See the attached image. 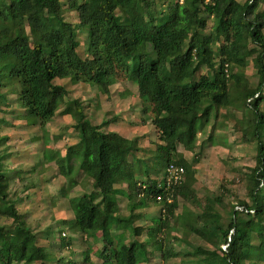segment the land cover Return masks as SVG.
<instances>
[{"label":"trees","instance_id":"trees-1","mask_svg":"<svg viewBox=\"0 0 264 264\" xmlns=\"http://www.w3.org/2000/svg\"><path fill=\"white\" fill-rule=\"evenodd\" d=\"M261 5L264 0H70L79 18L74 23L66 20L60 0H0V100L10 83L8 90L17 92L26 109L23 118L44 127L57 116H71L77 141L66 147L65 154L50 149L45 158L54 161L64 176L83 173L92 179L88 191L68 197L73 219L59 223L101 243L97 253L102 264L148 261L149 250L130 237L139 232L135 222L144 217L143 209L161 199L156 229L164 259L264 264V201L258 198L264 195ZM79 28L88 30L84 55L79 52ZM243 31L253 47L241 45ZM249 61L258 77L255 82L245 72ZM66 79L103 93L121 79L134 82L143 102V123L149 120L154 127L156 148L146 149L150 157L137 155V139L107 130L111 119L95 124L84 103L71 95ZM236 98L247 113L244 134L257 143L255 165L242 177L249 200L227 204L223 195L215 194L202 201L190 179L193 170L178 146L189 133L204 130L212 115L217 118L223 108L232 111ZM5 121L0 116V124ZM237 122L243 125L242 119ZM8 137L0 134V147ZM9 155L0 152V213L14 224L0 227V264H47L49 254L19 212L20 196L9 188L12 178H18L25 192L35 182L24 171L6 166ZM170 164L183 165L186 171L181 184L166 188ZM153 173L161 178L155 180ZM118 178L125 187L116 186ZM122 196L127 198L124 211L118 208ZM178 197L194 204L198 213L175 214ZM173 229L178 235L171 238ZM191 234L202 243L190 250L177 249L176 243ZM82 255L93 264L88 250Z\"/></svg>","mask_w":264,"mask_h":264},{"label":"rangeland","instance_id":"rangeland-1","mask_svg":"<svg viewBox=\"0 0 264 264\" xmlns=\"http://www.w3.org/2000/svg\"><path fill=\"white\" fill-rule=\"evenodd\" d=\"M60 1L66 20L79 22L77 10L70 6V0ZM263 9L264 5H261L260 10ZM79 29L81 42L79 52L84 55L88 30ZM243 34L241 45L253 47V43L244 31ZM237 67L235 64L231 65L232 70H236ZM245 72L249 74L253 82L257 81L253 62L249 61ZM63 82L71 95L84 103L95 124L101 123L104 118L111 119L112 122L105 126L107 130L118 131L124 136L129 135L137 139L139 146L137 155L150 157L151 153L146 149L156 148L154 127L149 120L143 123V102L139 97L138 86L134 82L121 79L111 85L109 93H103L85 83H74L70 79ZM9 84L8 87L11 86ZM8 87L4 88L6 95L0 100L2 108L0 116L6 120L0 124V134H7L9 139L6 147H0V152L9 151L11 154L10 158L5 159L6 166L19 168L25 172V175L32 176L35 182V187L25 192L18 178L10 180V192H16L20 196L19 212L26 218V223L32 226L37 235L38 244L43 246L49 254L51 260L47 264H88V261L82 258V251L85 250H88L93 264H102V259L97 253L102 246L101 243L86 240L79 232L70 230L59 223L63 219H73L68 197L88 191L91 188L92 179L83 173L77 174L75 178L64 176L59 173L54 161L45 158V154L50 149H54L61 155L65 154L66 147L77 141L76 131L71 125V116L68 114L57 116L54 121L40 127L38 122L22 117L26 109L18 100L17 92L9 91ZM147 106V112L151 115L152 105L148 103ZM261 107L264 110V100ZM238 119L243 120L242 128L238 126ZM200 123L201 121L198 122L199 125ZM213 124H215L214 127ZM246 124L247 113L243 102L240 98H236L232 111L229 108H223L217 118L214 119V116H211L204 130L189 133L186 141L179 144L178 150L193 170L190 179L202 201L206 200V196L215 194L223 195L227 204L236 203L239 198L249 200L248 186L242 177L255 165L257 143L251 134H244ZM210 134H212L211 137H209ZM32 168L34 170L31 172ZM152 178L158 180L161 176L153 173ZM116 186L125 187L126 185L118 178ZM63 190L67 191V196L63 195ZM258 198L264 201V195ZM118 203V208L124 211L127 198L119 197ZM163 204L164 201L161 199L151 202L143 209L144 217L135 222L136 227L140 228L139 232L130 239L137 238L149 250L148 261L144 264H186L182 259L183 256L164 259L162 248L157 244L161 233L156 229V220L161 216ZM187 210L198 213L194 204L178 197L175 214H183ZM173 221L171 218L167 222L168 225H172ZM13 224V219L9 215L0 213V227L11 228ZM173 235H178L174 229L171 231V238ZM61 236L69 243H63L65 239L62 240ZM200 243L202 240L191 234L185 241H178L176 248L190 250L192 245Z\"/></svg>","mask_w":264,"mask_h":264},{"label":"built area","instance_id":"built-area-1","mask_svg":"<svg viewBox=\"0 0 264 264\" xmlns=\"http://www.w3.org/2000/svg\"><path fill=\"white\" fill-rule=\"evenodd\" d=\"M185 167L183 165L170 164L167 169V175L165 180L166 188H170L175 184H181L183 182Z\"/></svg>","mask_w":264,"mask_h":264},{"label":"crops","instance_id":"crops-1","mask_svg":"<svg viewBox=\"0 0 264 264\" xmlns=\"http://www.w3.org/2000/svg\"><path fill=\"white\" fill-rule=\"evenodd\" d=\"M127 137H130L131 138V136H129V135H127ZM133 138V137H132ZM7 146V145H6ZM5 146V147H6ZM5 152V151H4ZM5 153H9L10 154V152L8 151H6ZM10 156H11V154L8 156L9 158H10ZM42 159H43V156H42ZM8 168H12V167H9V166H7ZM19 169V168H18ZM121 182H123L124 184H125V182L124 181H121ZM126 185V184H125ZM28 196V195H27ZM72 213H73V211H72ZM73 216H74V214H73Z\"/></svg>","mask_w":264,"mask_h":264}]
</instances>
